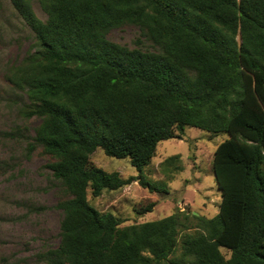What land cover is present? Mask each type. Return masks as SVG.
Segmentation results:
<instances>
[{
	"label": "trees",
	"instance_id": "1",
	"mask_svg": "<svg viewBox=\"0 0 264 264\" xmlns=\"http://www.w3.org/2000/svg\"><path fill=\"white\" fill-rule=\"evenodd\" d=\"M9 0L32 46L4 70L39 123L26 137L52 161L62 217L45 264H264V0ZM138 27L133 45L107 34ZM196 127L227 133L212 171L221 198L211 216L175 209L121 226L88 199L137 180L157 144ZM10 137L11 132L3 133ZM128 157L137 177L91 161ZM164 172L182 170L179 155ZM149 202L142 210H150ZM221 248L229 251L226 257Z\"/></svg>",
	"mask_w": 264,
	"mask_h": 264
},
{
	"label": "rangeland",
	"instance_id": "2",
	"mask_svg": "<svg viewBox=\"0 0 264 264\" xmlns=\"http://www.w3.org/2000/svg\"><path fill=\"white\" fill-rule=\"evenodd\" d=\"M32 5L44 19L38 2L33 0ZM138 32L137 26L125 24L110 30L107 37L132 46ZM31 46L29 27L14 13L9 0H0V264H45L37 254L59 242L61 192L47 168L52 158L39 146L28 152L25 140L33 135L39 119L20 113L25 99L4 78L6 67L19 62ZM4 132H11L10 137ZM226 138L227 133L212 135L185 127L183 134L161 140L143 169L160 187L158 191L135 180L116 190H103L98 197L88 193V199L99 211L117 216L121 226L159 219L177 208L211 217L218 212L221 198L212 171L213 152ZM172 155H179L182 170L164 172L160 163ZM91 161L105 171H118L123 178L139 175L128 157L106 155L100 147L91 154ZM149 202L154 203L150 210L137 211ZM221 251L229 256L227 249Z\"/></svg>",
	"mask_w": 264,
	"mask_h": 264
}]
</instances>
